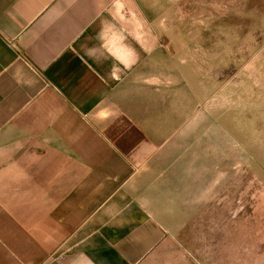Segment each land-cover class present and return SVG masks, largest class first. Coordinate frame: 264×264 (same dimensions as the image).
Wrapping results in <instances>:
<instances>
[{
  "label": "crops",
  "instance_id": "crops-1",
  "mask_svg": "<svg viewBox=\"0 0 264 264\" xmlns=\"http://www.w3.org/2000/svg\"><path fill=\"white\" fill-rule=\"evenodd\" d=\"M156 5L0 0V264H173L204 225V139Z\"/></svg>",
  "mask_w": 264,
  "mask_h": 264
},
{
  "label": "rangeland",
  "instance_id": "rangeland-1",
  "mask_svg": "<svg viewBox=\"0 0 264 264\" xmlns=\"http://www.w3.org/2000/svg\"><path fill=\"white\" fill-rule=\"evenodd\" d=\"M156 1L205 150L204 225L174 239L173 264H264V0Z\"/></svg>",
  "mask_w": 264,
  "mask_h": 264
}]
</instances>
